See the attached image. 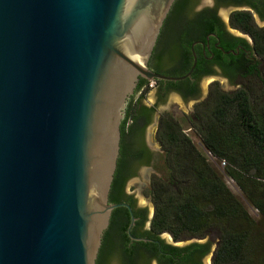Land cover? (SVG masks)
<instances>
[{
    "label": "water",
    "instance_id": "water-1",
    "mask_svg": "<svg viewBox=\"0 0 264 264\" xmlns=\"http://www.w3.org/2000/svg\"><path fill=\"white\" fill-rule=\"evenodd\" d=\"M173 1L0 0V264H95L128 97L195 64L147 66Z\"/></svg>",
    "mask_w": 264,
    "mask_h": 264
},
{
    "label": "trees",
    "instance_id": "trees-1",
    "mask_svg": "<svg viewBox=\"0 0 264 264\" xmlns=\"http://www.w3.org/2000/svg\"><path fill=\"white\" fill-rule=\"evenodd\" d=\"M232 21L252 36L260 60L252 69L225 72L231 83L240 82V86L224 92L218 83L211 84L204 100L195 105L192 119H188L205 151L218 166L221 161L225 165L220 171L210 164L184 132L181 121L162 114L156 141L162 150L165 172L163 177H153L148 190L153 205L149 232L155 238L169 234L174 242L191 238L208 241L198 244L199 247H207L214 235L217 242L213 264H264V237L260 231L264 226V28L254 27L244 13L235 14ZM195 92V88H190L182 92V97L187 99ZM151 114V108L149 112L138 102L128 106L119 126V154L109 203L124 200L123 169L147 160V153L141 148L138 119ZM224 176L235 183L246 203L258 211V221L227 187ZM122 210H112L95 264H103L104 246L112 239L110 235L121 229L115 215ZM178 250L172 248L173 254L177 255Z\"/></svg>",
    "mask_w": 264,
    "mask_h": 264
},
{
    "label": "flooded vegetation",
    "instance_id": "flooded-vegetation-1",
    "mask_svg": "<svg viewBox=\"0 0 264 264\" xmlns=\"http://www.w3.org/2000/svg\"><path fill=\"white\" fill-rule=\"evenodd\" d=\"M242 13L249 16L254 27L264 28V0L173 1L147 66L153 73L180 77L195 64L189 77L178 81L154 80L153 88H149L147 81L139 77L133 93L127 99L124 117L129 104L133 102H138L139 106L147 108L149 112L150 108L152 110L151 117L149 115L138 119L143 139L141 148L147 153V160L127 170L123 169L126 181L121 190L124 197L122 204L128 205L130 210L119 207L123 210L116 213L115 219L121 229L112 233V239L104 246L103 264H109L111 259L116 264H213L215 248H212L211 241L207 247H199L198 244L208 241L195 239L174 244L165 241L162 234L153 237L149 232L151 216L146 207L138 205L134 196L126 190V183L136 177L140 169H144L146 177L152 169L153 154L145 143V129L152 124L154 112L167 96L173 94L183 100L197 99L202 81H206L208 89L211 84L218 83L215 78L230 83L225 72L252 69L260 60L255 53L252 36L232 21L235 14ZM169 83L178 84L175 86ZM146 88L147 93H154L155 101L151 106L142 101L147 94L143 95ZM190 88H195L194 96L183 98L182 92ZM131 216L134 221L128 228ZM172 248L179 249L177 255L173 254Z\"/></svg>",
    "mask_w": 264,
    "mask_h": 264
},
{
    "label": "rangeland",
    "instance_id": "rangeland-1",
    "mask_svg": "<svg viewBox=\"0 0 264 264\" xmlns=\"http://www.w3.org/2000/svg\"><path fill=\"white\" fill-rule=\"evenodd\" d=\"M222 15V13H220ZM218 81V86L221 91L224 92H230L233 90H236L240 86V82H234V83H228L220 78H215ZM243 83H247L246 80H243ZM208 87L206 84V81H202L200 83V95L197 97V99L192 100H183L182 98L176 96V95H169L164 100L163 103H161L157 107V111L153 114V121L150 126H148L145 129V143L149 147L151 153L153 154L152 160H151V166L152 169H150L147 177L145 175L144 169H140L138 172V175L134 177L133 179L129 180L126 183V190L130 192L136 201L138 205H143L148 210L149 217L152 215L153 212V205L152 202L148 196V190L150 187L151 180L153 177H163L164 175V165H163V154L161 147L159 143L156 141V128H157V122L158 118L162 114H170L178 121H181L182 127L184 129V132L188 135V137L191 139L192 143L195 145V147L201 151L208 162L212 164L213 166L217 167L221 171V166H218L216 160L209 155L203 146L200 144L199 138L195 135V133L192 131V128L190 126V122L188 119H192V114L194 112V107L198 102H201L204 100V98L207 95ZM142 101L146 105H153L155 98L153 91H150L147 93L143 98ZM186 118V119H185ZM192 121V120H191ZM224 181L227 185V187L231 190V192L239 198L244 206L247 209L248 214L256 221H258L259 213L257 210H255L253 207H251L249 204L246 203V201L243 199V196L240 192V190L237 188L235 183L228 177L224 176ZM260 231L263 233L264 237V226L260 227ZM162 237L167 241L168 243H174L178 244L177 242L171 241L170 235L168 234H162ZM195 239V238H193ZM211 239L212 242V248H215V244L217 242V238L213 235ZM191 239H184L183 241H189ZM204 240H201L202 242ZM109 264H116L115 260L111 259Z\"/></svg>",
    "mask_w": 264,
    "mask_h": 264
},
{
    "label": "built area",
    "instance_id": "built-area-1",
    "mask_svg": "<svg viewBox=\"0 0 264 264\" xmlns=\"http://www.w3.org/2000/svg\"><path fill=\"white\" fill-rule=\"evenodd\" d=\"M154 84H155V81H154V80L149 81V82H148V86H149V88H153ZM224 165H225V162H224V161H221V162H220V166L223 167Z\"/></svg>",
    "mask_w": 264,
    "mask_h": 264
}]
</instances>
